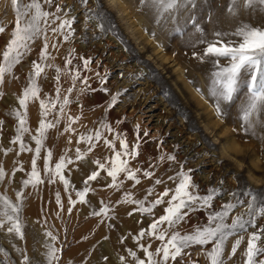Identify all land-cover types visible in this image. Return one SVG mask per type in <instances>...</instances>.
<instances>
[{"label": "rangeland", "instance_id": "374dc122", "mask_svg": "<svg viewBox=\"0 0 264 264\" xmlns=\"http://www.w3.org/2000/svg\"><path fill=\"white\" fill-rule=\"evenodd\" d=\"M123 1L131 20H137L142 31L149 35L150 39L155 38L167 56L177 61L181 67L182 78H176L171 64L157 58L148 43L143 42L142 49L137 47L129 27L131 20L128 21L125 14L119 17L105 0H89L86 7L81 5L79 0H56L64 6V12L68 13V16L75 17L72 25L73 35L68 41H64L62 36L53 37L49 32L50 57L46 61L39 59L43 39L32 42L31 51L13 69V74L17 78L13 79V74H6L5 83L0 86V93H3L0 96V120L4 121L3 125H0V149H13L7 155L0 151V165H3L7 173L3 182H0V194L7 195L13 202H17V191L24 194L19 214L24 224L25 239L20 240L14 234L0 230V247L9 253L8 264H21L22 254L15 248L23 249L30 257L31 264H45L46 242L54 243L57 248L62 249L59 264H121L120 256L127 257V264H133L132 258L127 256L126 249L136 250L141 258L144 257L133 236L141 229H147L154 218L163 215V209L167 204L158 205L153 210L154 215H148L136 211L137 205L116 202L122 200L126 192L131 193L133 199H142L147 190L152 188L154 194L148 197L150 202L157 194L162 193L165 187L174 189L178 181H169L167 178L180 172L181 164L184 165V170H194L191 174L193 183L198 185V188H193L191 191L197 195H207L209 188L219 189V195L214 197L211 207L190 211L185 220L177 226L175 230L180 231L181 234L191 233L197 227L207 226L208 216L211 213L220 211L221 205L236 203L239 199L243 203L238 204L226 220L227 223H231L236 215L247 212V204L251 197L243 193L249 188L264 189V139L245 135L241 131L239 115L241 105L246 102V89L242 87L232 102L221 105L226 115L217 116L214 101L208 95L211 73L216 70L212 59H206L201 63L192 57L194 51L203 53L206 43H200L201 40L221 39L225 42L238 43L240 38L232 33L242 23L253 27H264V7L244 8L243 0H240L236 13L232 14L228 12L231 0H194L195 6L188 4L181 8L173 14L174 20L165 14L160 23H157L153 9L141 7L139 0ZM23 3H29V0H23ZM101 6L104 12L111 15H106L102 21L89 19L88 17L93 13L88 9L100 12ZM43 8L49 11L55 10L54 5L52 8L43 5ZM64 12L58 15L63 16ZM193 20L203 29L202 33L195 30ZM101 22L106 28L104 33L98 27ZM14 23L15 13L11 0H0V25L6 28V31L0 34V62L3 60L2 54L6 50V44L11 39ZM58 23L59 21L51 26L56 27ZM131 30L134 33L135 30ZM218 32L225 35L217 37L215 34ZM152 33L155 35L153 36ZM53 43L58 47L52 48ZM71 49H75V53L69 55ZM81 56L92 58L93 62L88 69L82 66ZM65 58L72 59V65L66 66ZM33 61L59 66L62 70L59 82L55 80L57 74L52 67H45V72L37 78L41 88V98L56 100V88L60 87L61 91L57 108L46 118L55 123L56 127L46 132L44 147L37 160L45 183L35 188L31 185L24 187L21 183L28 178L34 151L17 154L18 144L11 143L16 135L18 123L14 113L16 110L23 111L19 109L18 97L28 83L27 77ZM220 63L227 65L228 60L221 58ZM65 68L69 71L65 72ZM72 70H79L81 79L75 81V87L69 94L67 89L73 86ZM83 78H87V88ZM197 88L201 91L198 92ZM193 90L210 104L212 114L210 109L202 104L203 101L192 93ZM117 92L121 93L117 104L108 109L107 105L112 95ZM65 95L69 96L70 103L65 107V114L61 116L59 103ZM38 113L39 102L30 101L27 124L30 132L25 134L24 141L33 150L35 142L31 140V135L37 134L38 119L41 118ZM68 115L80 117L72 125L75 133L64 132ZM259 117L264 121V112H261ZM57 119L59 123H56ZM118 119H123L124 122L118 124L116 123ZM102 120H106L114 129L113 133L101 129L108 139H114L115 133L118 132L126 138L130 149L137 142L139 143L137 149L139 155L134 160H130V166L142 170L138 173L141 183L134 185L133 181L121 175L119 179H123V186L119 190L108 188L111 178L106 172L101 171L96 181H89L90 188L94 189L86 197L89 203H77L69 215L68 197L71 195L73 199H77L75 192L83 189V181L91 171L98 170L93 161L99 158L103 162L105 157L113 155L101 140L95 150L88 153L83 161L75 160L77 147L82 152L88 148L87 143H77L79 135L99 129ZM137 124L140 125L139 140L135 133ZM144 131L149 132L147 137L143 136ZM256 131L258 137L264 136V129L258 127ZM228 135L234 139L235 146L230 145V140L227 142ZM69 139L72 143L68 142ZM227 145L233 148L230 149ZM222 146H225L224 149ZM48 150L53 153L50 162L52 167L62 155L74 161L65 169V176L71 184L67 191L60 182L47 183L43 165ZM116 150H120L118 140H116ZM167 154H174L176 161L158 159L160 155ZM20 167L23 171H16L13 177V170ZM144 170L153 171L154 177L151 179L144 177L142 174ZM156 178H162L164 183L156 185L154 183ZM56 192L61 195L63 211H60L56 204ZM233 192H237L238 196L234 198ZM257 195V203L264 200V195L259 191ZM101 200L110 204L113 209L110 215L114 217L110 221L104 220L103 223L100 222L102 217L90 215L92 211L100 209ZM58 211H60L59 217L56 215ZM130 212L132 215L128 214ZM247 218L245 215V219ZM109 224L113 227H109ZM256 225L257 228L249 227L247 232L230 236L225 242L226 258L235 239L239 235L244 236L237 254L227 261V264H243L242 254L247 247L248 233L264 226V217H257ZM46 230H51L58 239L55 242L50 241V238L45 236ZM121 238H126L123 244L120 242ZM141 243L145 245L150 243L151 250L154 251L161 242L145 237ZM259 243L264 245V239ZM204 247L210 250L212 245ZM188 251L193 253L191 258L196 259L201 248L195 246ZM104 257H107V260ZM3 259L0 254V264ZM199 264H210V262L199 255Z\"/></svg>", "mask_w": 264, "mask_h": 264}, {"label": "snow or ice", "instance_id": "6c2138e0", "mask_svg": "<svg viewBox=\"0 0 264 264\" xmlns=\"http://www.w3.org/2000/svg\"><path fill=\"white\" fill-rule=\"evenodd\" d=\"M141 7H148L153 9L157 16V23L165 17V14L171 16L174 20V13H177L181 8L186 7L188 4H194V0H139ZM79 3L83 6H87L89 0H79ZM11 4L15 13V23L11 33V39L6 44V50L3 52V60L0 62V86L5 83L6 74H13V69L16 65L20 64L24 56L31 51V43L37 39H43V46L39 53L40 61H46L50 57L49 53V35L62 36L64 41H68L73 35L74 29L72 25L75 17L68 16V13L64 12V6L57 3L56 0H29V3L24 4L23 0H11ZM240 4V0H231V5L228 8V12L235 14ZM43 5H47L48 8L55 6L54 11L45 10ZM255 6L264 7V0H243L244 8H254ZM93 15L88 17L89 19L95 18L97 20H103L106 15H111L103 11L96 12L94 9H88ZM64 12V15H58V13ZM67 17V18H66ZM56 27H52V24H56ZM195 30L197 32H203V29L193 20ZM98 27L102 33L106 32L104 24L101 22ZM6 28L0 25V34H3ZM154 36L155 33H152ZM217 37H220L222 33H216ZM232 35L239 37V42L223 41L217 39L215 41H203L200 43H206V47L202 54L197 52L192 53L194 59L199 60L201 63L206 59L211 58L214 68L216 69L211 73V80L208 88V95L214 101V108L217 116L223 117L226 115L222 104L230 103L234 100V97L240 92L241 88L246 89V102L240 107L239 119L241 120V131L245 135H251L260 139H264V136H257L256 129L259 127L264 129V121L259 117L261 112H264V27H253L249 24L242 23ZM99 38V37H97ZM52 48H57L58 45L53 43ZM75 53V49H71L69 55ZM224 58L228 60L227 65H221L220 59ZM83 61V67L89 68V65L93 62L91 57H80ZM73 60L65 58V64L72 65ZM45 67H52L56 72L55 80L59 82L61 68L55 65H45L33 61L31 63V70L28 74V83L23 88L22 94L18 97L19 109L16 110L15 116L17 118L16 135L11 140L12 144H18L19 151L17 154L23 152H33L34 155L31 159V170L28 173V178L21 181L24 187L31 185L33 188L45 183V178L41 175V170L38 168L37 160L41 156V151L44 147V141L46 139V132L49 129L56 127V124L48 121L46 118L57 108V102L60 101V87L56 88V100H46L41 98V88L37 83V78L45 72ZM65 72L69 70L65 68ZM73 74L71 79L73 86L67 89L70 94L75 87V81L81 79V73L79 70H72ZM97 72V76H99ZM13 74V79H16ZM104 82V81H102ZM85 88H87V78H83ZM84 91V89H82ZM107 91V89H104ZM200 92L201 89L197 88ZM3 93H0L2 96ZM121 95L117 92L112 95L110 103L107 105L108 109L113 108L117 102L118 97ZM30 101L39 102L38 116V128L36 135H31V140L35 142V149L29 147L25 141V134L30 132L28 124V105ZM70 103L69 96L65 95L62 98V102L59 103V113L61 116L65 114V107ZM255 118V119H254ZM80 119L79 116L73 117L67 116V124L64 127V132L75 133L73 124ZM123 119H118L116 123H123ZM4 121L0 120V125H3ZM56 123H59L57 119ZM107 131L113 133L114 129L110 123L106 120L100 121V128L94 131H90L87 134H80L77 143H87L88 148L85 152H82L79 147L76 148L75 160L83 161L88 153L95 150L98 143L102 140L103 144L107 146L113 155L105 157L103 162L97 158L93 161L98 170H93L83 181L84 187L81 190H77L75 195L77 199H73L71 195L68 197L69 207L67 209L70 215L73 208L77 203L87 204L89 201L86 199L88 194L94 189L90 188L89 181H96L100 177L101 171L106 172L107 176L111 178V183L107 185L108 188L119 190L123 186V179H119L121 175L129 181H133L134 185H139L141 180L138 178V173H141L140 168H132L130 166V160H134L138 155L137 149L139 143L137 142L132 148H129V144L120 133H115L114 139H108L103 135L101 131ZM236 131V129H233ZM135 133L139 140L140 125L135 126ZM148 131L143 132V136L147 137ZM116 140L119 141L120 150H116ZM72 143L71 139L68 141ZM5 155L13 151L12 148L0 149ZM53 153L48 150L44 157L43 172L47 178V183L55 184L60 182L63 184L65 191L70 187V181L65 176V169L68 165L74 163L73 159L66 155L60 156L59 160L55 163L54 167L50 166ZM127 158V159H126ZM160 161H176L174 154L160 155L158 157ZM181 171L175 176H169V181H178L174 189L164 188L162 193L156 195V198L148 202V197L154 194V189L149 188L146 195L142 199H133L131 193H125L123 199L116 203H129L137 205L136 211L141 214L154 215L153 210L162 204H167L163 209L164 214L158 218H154L148 225L147 229H141L137 235L133 236V240L136 242L139 251L144 253V257L141 258L136 250L131 248L126 249L127 256L132 258L133 264H199V255H202L210 264H227V261L231 260L239 249L241 243L244 241V236L239 235L232 244L231 250L225 258V242L230 236L237 233L247 232L249 227L257 228V217H264V200L257 203L259 191L264 195V189L256 190L249 188L243 193L245 196L251 197L247 204V212L236 215L232 218L231 223H227L226 220L229 217L230 212L237 207L238 204H242L243 201L237 199L236 203H225L221 205V210L211 213L208 216V225L200 228L197 227L193 232L181 234L180 231L175 230L177 226L185 220L190 211H194L197 208L211 207L212 201L215 196L219 195V189L209 188L208 194L204 196L197 195L191 189L198 188V185L193 183L192 172L193 169L184 170V165L181 164ZM16 171H23V168L14 169L12 176H15ZM143 176L146 178H153L155 173L150 170H144ZM7 173L0 165V182H3ZM154 183L160 185L164 183L162 178H156ZM223 183V181H221ZM171 193V195H170ZM233 197H237L238 193L233 192ZM17 202H13L7 195L0 194V230L6 231L8 234H14L20 240L25 239L24 224L20 217V211L22 207V201L24 194L20 191L16 192ZM165 198H168L165 200ZM56 204L60 211H63L64 205L61 200L59 192L55 194ZM101 207L98 211L94 210L90 213L92 216L102 217L101 223L104 220H111L114 217L110 215L113 211L110 204L100 201ZM60 211L56 215L60 216ZM132 215V213H128ZM245 215L248 217L245 219ZM214 225V226H213ZM109 227L113 225L109 224ZM45 236L50 238V241L55 242L58 237L53 234L51 230L45 231ZM154 238L161 243L159 246L152 249V245L149 243L145 245L141 241L145 238ZM108 239V237H104ZM124 239L121 238V243H124ZM264 239V226L258 228L256 231L248 233L247 247L243 252V264H264V245L259 242ZM211 244L212 247L206 249L204 246ZM200 246L201 252L196 259H192L193 253L188 251L189 249ZM15 248V245H13ZM45 248V264H59L61 259V248H57L54 243L46 242ZM17 252L22 254L21 264H31L30 257L25 253L23 249L15 248ZM0 254L3 256L2 264H8L7 258L9 253L3 247H0ZM187 258V259H186ZM107 260V257H104ZM121 264H127V257H119Z\"/></svg>", "mask_w": 264, "mask_h": 264}, {"label": "bare ground", "instance_id": "6f19581e", "mask_svg": "<svg viewBox=\"0 0 264 264\" xmlns=\"http://www.w3.org/2000/svg\"><path fill=\"white\" fill-rule=\"evenodd\" d=\"M107 2V4L112 8L114 9L115 13L120 17L121 14H125L127 16V20H131V16L129 14V12L127 11V7L124 3L123 0H105ZM131 29H134V33H132V30L130 29L131 31V35L132 37L134 38L135 42L137 43V47L142 49V43L145 42V43H148L152 49V52L153 54L156 55L157 58H159L162 62H167V63H170L171 64V67H172V70L173 72L175 73L176 75V78L177 79H181L182 78V73H181V67L178 65L177 61H175L174 59L172 58H169V56H167V54L164 52L163 48L161 47V45L158 43V41L154 38V39H150V36L145 34L141 27H140V23H138L137 20H131ZM137 36H136V35ZM138 39H139V42H138ZM149 56V55H148ZM150 58V56H149ZM187 87H189L187 85L186 82H183ZM192 93L198 97V99L200 101H203L202 104L205 105V107H207L208 109H210V104L203 98L201 97L200 95L197 94V92H195V90L192 91ZM212 109H210V112L211 114L213 113L211 111ZM209 112V113H210ZM210 121V120H209ZM228 139H227V142L228 140L231 141L230 145L232 146H235V142H234V139H232L231 135H228L227 136ZM226 142V143H227ZM223 147V146H222ZM225 147V146H224ZM223 147V149H224ZM227 147H230L229 145H227ZM233 148V147H230V149ZM223 151V150H222Z\"/></svg>", "mask_w": 264, "mask_h": 264}]
</instances>
